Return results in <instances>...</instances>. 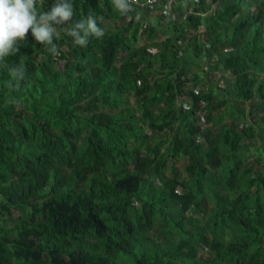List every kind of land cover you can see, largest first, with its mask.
Instances as JSON below:
<instances>
[{"label":"trees","instance_id":"16d2710c","mask_svg":"<svg viewBox=\"0 0 264 264\" xmlns=\"http://www.w3.org/2000/svg\"><path fill=\"white\" fill-rule=\"evenodd\" d=\"M72 3L0 63V264H264V0Z\"/></svg>","mask_w":264,"mask_h":264},{"label":"clouds","instance_id":"9594fccd","mask_svg":"<svg viewBox=\"0 0 264 264\" xmlns=\"http://www.w3.org/2000/svg\"><path fill=\"white\" fill-rule=\"evenodd\" d=\"M38 0H0V63L7 57L18 52V43L26 39L29 31L34 40L44 47L53 56L60 52L54 42L55 25L68 24L67 34L75 45L85 47L92 37L101 38L104 30L98 26L95 17L89 15L73 23L75 15L72 0H56L48 12L39 11ZM137 0H111L113 8L123 16L133 11ZM14 80H22L26 75V68L16 64L9 70Z\"/></svg>","mask_w":264,"mask_h":264},{"label":"built area","instance_id":"2783aa9c","mask_svg":"<svg viewBox=\"0 0 264 264\" xmlns=\"http://www.w3.org/2000/svg\"><path fill=\"white\" fill-rule=\"evenodd\" d=\"M161 1L162 0H146V2L144 3H140L139 1H137L134 5H139L141 8L143 7H149L152 8L153 6H161ZM173 4V0H168V4L167 6L165 5V7L162 9L163 13L165 15L169 14L170 10H171V6ZM198 89V88H197Z\"/></svg>","mask_w":264,"mask_h":264},{"label":"rangeland","instance_id":"374dc122","mask_svg":"<svg viewBox=\"0 0 264 264\" xmlns=\"http://www.w3.org/2000/svg\"><path fill=\"white\" fill-rule=\"evenodd\" d=\"M193 38H196V35H194ZM218 76H220V75H218ZM211 90H212V89H211Z\"/></svg>","mask_w":264,"mask_h":264}]
</instances>
